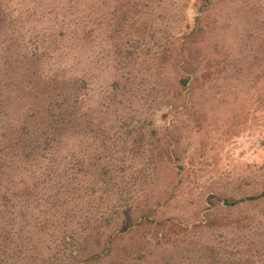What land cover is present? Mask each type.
Listing matches in <instances>:
<instances>
[{
	"label": "rangeland",
	"instance_id": "374dc122",
	"mask_svg": "<svg viewBox=\"0 0 264 264\" xmlns=\"http://www.w3.org/2000/svg\"><path fill=\"white\" fill-rule=\"evenodd\" d=\"M203 6L201 0H0L1 51L44 43L49 51L69 52L66 73L87 76L92 106L115 96L124 101L107 117L114 125L124 120V191L116 194L124 196V207L97 193L89 210L95 220L84 230L76 220L65 221L66 209L53 207L47 193V206L28 217L48 208L41 218L58 220L27 227V256L7 264H222L210 258V244L228 252L243 235L251 241L243 248L264 237V196L235 207L224 203L264 192V0ZM200 17L214 22L209 40L186 36ZM208 53L224 61L216 76L180 90V113L160 107L173 96L176 69L186 59L204 67ZM116 80L124 84L121 94L112 87ZM153 127L160 141L150 136ZM142 145L165 154L151 185L137 171L146 155L129 157V147L136 153ZM73 152L83 153L79 139L64 150ZM168 163L182 168L176 188L159 202L171 176L161 173ZM112 213L118 219L107 225L104 216ZM72 228L83 231L65 240ZM74 250L81 256L74 258Z\"/></svg>",
	"mask_w": 264,
	"mask_h": 264
},
{
	"label": "trees",
	"instance_id": "16d2710c",
	"mask_svg": "<svg viewBox=\"0 0 264 264\" xmlns=\"http://www.w3.org/2000/svg\"><path fill=\"white\" fill-rule=\"evenodd\" d=\"M221 1L225 0H201L204 5L202 9H211ZM213 24L200 17L186 36L193 34L209 40ZM85 39L87 37L84 35L79 36L81 42H85ZM39 44L15 53L11 45L0 50V264H7L12 257L27 256L30 237L23 233L27 227L33 229L32 224L40 227L58 220L41 218L48 208L41 209L32 218L27 214L33 208L47 206L50 195L54 198V203H51L53 207L59 208V211L66 209L62 218L69 223L76 220L79 228L94 222L95 217L89 210L95 205L97 193L100 197L114 196L117 200L115 205L124 207V196H116L124 191V120L114 125L112 119L107 118L109 114L114 112L116 115L120 111L123 99L115 96L98 106H92L89 103L87 76L76 77L66 73L65 60L69 52L55 53L49 51L44 43ZM117 53L120 57L118 64H123L124 53L122 50ZM208 54L204 67L201 63L196 66L195 62L186 59L176 69L173 96L169 103L160 107L165 106L173 115L180 113L184 110L179 108L180 104H185L180 90L187 87L189 82L216 76L215 67L224 61ZM112 87L119 90L117 94L124 92V84L119 80ZM155 129H150L149 134L160 141ZM77 139L82 143L83 153L73 152L66 156L64 150ZM147 145L154 146L152 143ZM145 148L146 145H142L135 153L129 147V157L132 160L146 155L147 159H143L142 167L137 171L143 176L144 183L151 185L150 174L155 173L156 163L165 154L162 147L157 153H149V149ZM96 150L100 152L95 153ZM129 167L130 170L134 168L130 164ZM181 168L169 163L162 166L163 176L172 177L169 176L165 182L171 187L166 185L165 191L158 196L159 202L167 199L164 194L176 188ZM47 193L50 195L47 196ZM262 196L264 192L239 199L226 198L224 203L235 207ZM144 216L147 217V214ZM104 219L110 225L118 217L112 213L105 215ZM243 222L239 221L238 224L242 230L245 228ZM77 231V228H72L65 234V240L78 237L83 230ZM97 234L100 235V231ZM246 237L243 235L240 238V245L235 251L222 252L210 244V258L222 264H264V237L255 241L252 247L243 248V245L251 242L245 240ZM229 253L233 256L231 259L226 257ZM73 255L74 258L81 256L79 250H74Z\"/></svg>",
	"mask_w": 264,
	"mask_h": 264
}]
</instances>
